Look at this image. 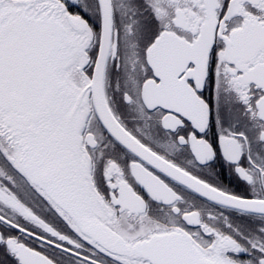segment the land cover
I'll return each mask as SVG.
<instances>
[{
    "label": "snow or ice",
    "instance_id": "obj_1",
    "mask_svg": "<svg viewBox=\"0 0 264 264\" xmlns=\"http://www.w3.org/2000/svg\"><path fill=\"white\" fill-rule=\"evenodd\" d=\"M0 264H264V0H0Z\"/></svg>",
    "mask_w": 264,
    "mask_h": 264
}]
</instances>
